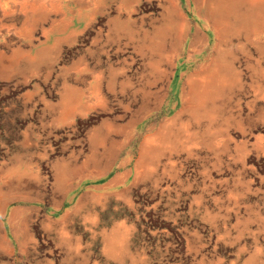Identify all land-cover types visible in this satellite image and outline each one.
I'll use <instances>...</instances> for the list:
<instances>
[{
  "label": "rangeland",
  "instance_id": "374dc122",
  "mask_svg": "<svg viewBox=\"0 0 264 264\" xmlns=\"http://www.w3.org/2000/svg\"><path fill=\"white\" fill-rule=\"evenodd\" d=\"M0 0V264H264V0Z\"/></svg>",
  "mask_w": 264,
  "mask_h": 264
},
{
  "label": "bare ground",
  "instance_id": "6f19581e",
  "mask_svg": "<svg viewBox=\"0 0 264 264\" xmlns=\"http://www.w3.org/2000/svg\"><path fill=\"white\" fill-rule=\"evenodd\" d=\"M236 4H237L236 0H227L224 9L226 10V12L230 13V12L233 11V9L235 8Z\"/></svg>",
  "mask_w": 264,
  "mask_h": 264
}]
</instances>
